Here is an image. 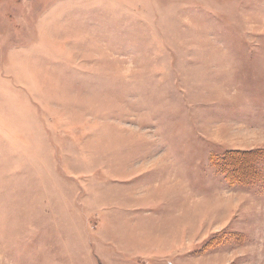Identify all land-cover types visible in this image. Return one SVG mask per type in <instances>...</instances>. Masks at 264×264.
<instances>
[{
    "label": "rangeland",
    "instance_id": "1",
    "mask_svg": "<svg viewBox=\"0 0 264 264\" xmlns=\"http://www.w3.org/2000/svg\"><path fill=\"white\" fill-rule=\"evenodd\" d=\"M227 149L264 151V0H0V264H264Z\"/></svg>",
    "mask_w": 264,
    "mask_h": 264
},
{
    "label": "trees",
    "instance_id": "2",
    "mask_svg": "<svg viewBox=\"0 0 264 264\" xmlns=\"http://www.w3.org/2000/svg\"><path fill=\"white\" fill-rule=\"evenodd\" d=\"M264 154L262 150L239 151L234 149H227L224 152L212 155V165L216 171L222 175L223 180L231 187L237 188L240 186H250L256 184L263 172L256 168V162L260 160L261 155ZM242 158L243 160H240ZM245 158H247L245 161ZM255 168V169H254ZM257 169V170H256ZM222 231L214 234L208 238L202 247V252L221 247L225 243L231 242L232 238L239 237V232Z\"/></svg>",
    "mask_w": 264,
    "mask_h": 264
},
{
    "label": "crops",
    "instance_id": "3",
    "mask_svg": "<svg viewBox=\"0 0 264 264\" xmlns=\"http://www.w3.org/2000/svg\"><path fill=\"white\" fill-rule=\"evenodd\" d=\"M202 186H203V188H204V190L206 189V187L204 186V183L202 184ZM201 188V187H200ZM202 189V188H201ZM231 189H236L237 190V188H231ZM203 190V189H202ZM206 192V191H205ZM202 193H203V191H202ZM204 197V196H203ZM200 241V240H199ZM174 247V246H173ZM183 248V246L181 247V248H179V249H182ZM184 249V248H183ZM188 252H189V250L188 251H182V252H180V253H177L176 251H175V249L173 250V254H177V256L178 255H186V254H188ZM177 258V257H176ZM181 258V257H180ZM181 259H183V258H181ZM182 263H184V262H182Z\"/></svg>",
    "mask_w": 264,
    "mask_h": 264
}]
</instances>
